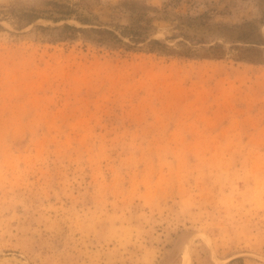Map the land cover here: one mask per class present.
Instances as JSON below:
<instances>
[{"label":"rangeland","instance_id":"obj_1","mask_svg":"<svg viewBox=\"0 0 264 264\" xmlns=\"http://www.w3.org/2000/svg\"><path fill=\"white\" fill-rule=\"evenodd\" d=\"M0 264H264V0H0Z\"/></svg>","mask_w":264,"mask_h":264},{"label":"trees","instance_id":"obj_2","mask_svg":"<svg viewBox=\"0 0 264 264\" xmlns=\"http://www.w3.org/2000/svg\"><path fill=\"white\" fill-rule=\"evenodd\" d=\"M72 11V10H69ZM67 13V12H65ZM76 17L82 22V23H88L89 18L87 16H81L80 13L76 14ZM31 21V18H28V22ZM140 26V22L137 21L135 27H126L124 26V29L121 30V33L123 35L129 36L130 40L137 42L142 41V38L140 37V32L137 30ZM59 34L55 36V40H64V39H72L76 38L78 36H82L84 39H88L96 44H102L107 46H114L115 43H121L126 44L128 43L124 41L117 33L114 32L113 29L109 28H94V27H81V26H75L73 24L63 23L59 27ZM90 33H94L95 35H90ZM148 47V51H156L158 49H165V51L169 53H173L174 49L167 46V44L161 43L157 39H150L146 44H143V46ZM158 45V46H157Z\"/></svg>","mask_w":264,"mask_h":264}]
</instances>
